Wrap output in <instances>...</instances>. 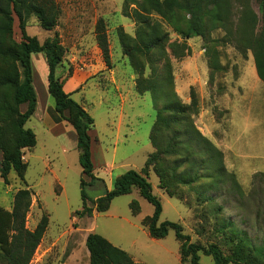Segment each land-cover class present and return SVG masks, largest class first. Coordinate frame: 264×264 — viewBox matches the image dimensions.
I'll list each match as a JSON object with an SVG mask.
<instances>
[{
  "label": "rangeland",
  "instance_id": "374dc122",
  "mask_svg": "<svg viewBox=\"0 0 264 264\" xmlns=\"http://www.w3.org/2000/svg\"><path fill=\"white\" fill-rule=\"evenodd\" d=\"M54 2L61 12L55 29L51 32L43 30L37 17L32 16L27 33L41 43L58 38L63 54L57 75L64 81L65 91L70 78H80L81 84L73 90L72 98L95 120L89 134L94 174L101 181L85 188L86 204L92 213L77 215L83 208L81 180H90L82 173L79 151L71 149L65 154L60 147L71 144L70 134L57 138L42 127L44 108L48 103L53 106V101L45 92L48 88L47 70L44 71L43 62L36 55L32 69L39 112L34 113L26 127L36 134L37 145L25 150L23 159L28 164L25 181L20 180L14 171L9 174L8 183L0 177V208L11 210L16 192L28 187L34 193L26 219V227L30 230H34L42 216L47 214L50 219L48 233L52 237L81 229L88 234L103 236L128 252L135 262L189 264V261L184 263L181 260V242L173 230L163 239L149 235L143 220L153 214L154 206L140 195L137 188L116 197L106 212L97 211L94 201L113 189L116 178L128 170L146 171L153 194L162 204L160 222L179 223L192 242H215L228 254L230 246L224 232L219 231L220 221L226 219L246 232L254 246L264 245V83L257 75L254 51L247 41L259 34L264 26L260 0H229V18L219 24L207 22L204 36L191 39L179 35L158 15H150L151 37H164L162 46L154 52L157 72L164 75L166 59H170L176 94L184 105L191 108L199 132L222 153L227 171L226 179L219 181L215 189L205 191L208 188L205 183L212 180L203 179L195 190L184 185L175 196L161 188L153 167L146 168L148 157L156 151L151 141L153 126L158 109L165 107V103L156 102L151 92L141 95L136 91L137 63L126 55L121 40L123 32L144 50L150 37L146 32L148 27L138 26L134 18L126 15L125 0ZM188 17L186 12L180 13L183 28ZM100 36L108 43L110 66H107L99 46ZM14 37L18 42L22 41L17 19ZM140 59L146 66L144 77H147L151 70L148 63ZM22 109L25 111L26 107ZM56 115L65 131L76 135L71 124L55 111ZM68 115L66 112L65 117ZM184 138L188 140V137ZM197 143L195 140L192 144L191 154L199 163V175L211 176L213 172L202 163L207 161L208 155ZM169 162L175 163L172 158L168 159ZM231 174L240 189L235 187ZM208 196L214 200L210 202ZM219 207H222L221 211ZM137 208L139 213L135 215L133 210ZM259 209L262 214L258 217ZM77 238L72 236V240ZM79 253L78 264H86L81 261L83 251ZM200 256L201 264H214L211 257ZM31 264H46L42 263V242Z\"/></svg>",
  "mask_w": 264,
  "mask_h": 264
},
{
  "label": "trees",
  "instance_id": "16d2710c",
  "mask_svg": "<svg viewBox=\"0 0 264 264\" xmlns=\"http://www.w3.org/2000/svg\"><path fill=\"white\" fill-rule=\"evenodd\" d=\"M124 4L126 15L134 18L138 26L148 27L146 32L150 35L143 50L138 43L131 42V39L121 32L126 55L137 63L135 69L139 78L136 82V91L141 95L151 92L156 102L165 103V107L158 109L153 126L151 141L156 151L148 157L146 168H154L160 179L161 188L170 196H175L184 185L190 186V190H195L196 185L203 179L212 180L205 183V187H208L205 191L215 189L219 186V181H224L227 177L222 153L199 132L194 125L191 108L184 105L176 94L170 73V59H166L164 75L157 72L155 67L157 58H154V52L162 46L164 37H151L150 30L153 28L150 15H158L179 35L191 39L204 36L207 22L219 24L227 20L231 12L230 2L229 0H125ZM259 10L264 25V0H260ZM182 11L189 16L185 28L181 25ZM60 13L54 0H0V152L2 154L0 177L8 183V176L14 171L20 180L25 181L28 169V164L23 159L25 150H31L37 145L36 134L32 129L27 128L26 124L34 113L39 112L36 91L33 87L31 57L33 54L43 53L49 71L48 88H45L44 81L45 92L53 101L55 111L73 127L77 137L82 173L90 180L87 182L82 179L80 184L83 208L77 212V215L83 216L85 212L92 213V209L86 204L85 188L100 181L94 174L92 140L89 134L95 120L79 102L72 98V93L64 90V81L57 75V67L62 63L63 54L58 38H49L41 43L38 38L31 37L27 33L28 21L32 16L37 17L43 30L51 32L58 25ZM15 19L18 20L22 33L21 42L14 37ZM262 28L259 34L253 35L254 38L250 37L247 41L254 51L257 75L264 83V26ZM98 42L105 62L110 66L108 43L102 36L98 38ZM140 58L148 63V68L151 70L147 77H144L146 66ZM43 68L45 71L44 62ZM22 107H26V110L24 111ZM66 112L69 113L68 117H65ZM184 137H188V140L186 141ZM195 140L198 145H202L203 152L208 155L207 161L202 163L208 166L207 170L213 172L211 176L199 175L197 166L199 163L191 154ZM170 158L174 159V164L168 163ZM145 172L128 170L116 178L113 189L94 201L97 204V211L106 212L116 197L129 194L137 188L140 195L154 206L153 214L143 220L149 235L154 239H163L173 230L177 240L181 242L182 262L201 264L200 255L203 254L211 257L214 264H264V245L254 246L248 239L247 233L235 222L226 219L220 221L219 231L224 232V237L230 246L228 254L218 243L192 242L190 236L183 233L179 223L160 222L162 204L153 194L152 185ZM231 180L235 187L240 189L232 174ZM258 191L261 192L260 189ZM33 195V191L28 187L18 190L14 196L12 209L0 208V264H31L44 238L50 222L49 215L44 214L34 230L26 227ZM207 199L210 202L214 200L210 196ZM259 202L261 205V201ZM218 210L221 211L222 207ZM260 211L261 209L258 210V217L262 214ZM133 213L138 214V208L133 210ZM86 246L90 253V264H143L135 262L128 252L96 233L88 235Z\"/></svg>",
  "mask_w": 264,
  "mask_h": 264
},
{
  "label": "crops",
  "instance_id": "0c3cea01",
  "mask_svg": "<svg viewBox=\"0 0 264 264\" xmlns=\"http://www.w3.org/2000/svg\"><path fill=\"white\" fill-rule=\"evenodd\" d=\"M36 55L39 56L41 62L45 63V70H47L46 73H47V83H48L49 71H48L46 57L43 53L33 54L31 57L32 64H33V58ZM80 81H81L80 78L76 79L75 76L70 78L66 84V89H67L66 92L73 93V90L76 89L78 86H80L81 84ZM37 104H38V98H37ZM46 107L44 108V114L42 115L41 118L43 129L47 130L48 134L53 135L57 138L63 135L70 134L69 137L71 138V144L60 145L62 151L65 154H67L71 149H77L76 135L72 131L71 132L65 131V127H63L62 122L60 123L58 120V115L54 116L55 109L52 106V104L48 103L46 104ZM116 144H118V140H116ZM114 148H115L114 150L116 151L117 146H115ZM92 154H93V149H92ZM48 231H49V226L44 235V238L42 239V263L45 262L46 264H78L79 261L78 256L80 254L79 252L83 251V256L81 257V261L82 262L85 261L86 264H90V253L86 246V240L89 235L87 232H83L81 229H72L69 230V232L66 234H60L58 237H52L49 235ZM65 235H67V237L62 239V237ZM72 236L78 238L72 240ZM60 242L63 244L60 245L59 244ZM68 248L69 251L67 250ZM66 253L67 256L65 257Z\"/></svg>",
  "mask_w": 264,
  "mask_h": 264
}]
</instances>
